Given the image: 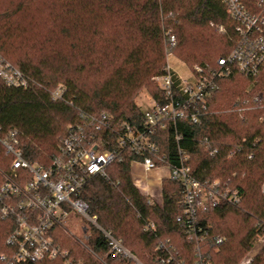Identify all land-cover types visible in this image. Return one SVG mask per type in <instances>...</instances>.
Masks as SVG:
<instances>
[{"label": "trees", "instance_id": "16d2710c", "mask_svg": "<svg viewBox=\"0 0 264 264\" xmlns=\"http://www.w3.org/2000/svg\"><path fill=\"white\" fill-rule=\"evenodd\" d=\"M241 1L252 13L260 12V0ZM236 26L222 0H0V53L31 80L27 88L0 81L1 135L15 132L23 156L49 167L60 140L90 126L101 112L111 115L115 126L128 122L140 128L145 113L136 98L146 89L162 101L155 77L169 54L211 72L239 41ZM171 34L176 42L170 48ZM218 83L198 122L182 119L176 129L153 135L172 163L182 148L197 178L240 191L239 202L225 201L198 214L208 229L199 249L177 221L185 209L180 183L164 179L163 203L151 204L133 180L130 157L110 164L81 191L98 223L146 264H154L155 246L167 240L182 264L200 258L205 264H239L264 236V66L256 76L233 71ZM59 84L65 86L63 99L53 100ZM109 135L104 150L116 146V135ZM12 158L0 142V184ZM150 224L154 228L146 229ZM15 226L0 217V257L14 252L8 238ZM57 235L83 264H131L105 257L108 244L99 231L90 240L92 250L65 229ZM0 264H5L1 258ZM18 264H64V258ZM249 264H264V247Z\"/></svg>", "mask_w": 264, "mask_h": 264}, {"label": "built area", "instance_id": "2783aa9c", "mask_svg": "<svg viewBox=\"0 0 264 264\" xmlns=\"http://www.w3.org/2000/svg\"><path fill=\"white\" fill-rule=\"evenodd\" d=\"M222 1L237 23L239 41L236 46L227 56L218 59V66L213 71L197 65L189 68L188 76L175 70L169 61V54L163 73L155 77L163 91L162 101L152 98L154 106L144 112L142 127L128 122L115 126L112 116L101 112L91 117L90 126L81 127L77 133L60 140L59 154L49 167L27 160L17 146L16 133L2 136L0 127V142L13 157L0 184V217L12 219L16 224L8 238L14 252L0 257L5 264L58 257L64 258V264H83L62 247L57 235L59 228L65 229L88 250H92L89 243L94 232L99 231L108 244L105 257L127 259L131 264H146L120 238L98 223L97 216L90 214L87 202L80 197L89 179L95 175H105L110 164L123 162L127 157H130L131 167L140 164L145 174L160 166L169 168L168 178L180 183L185 206L177 221L186 227L187 238L197 249L208 234L207 226L198 221V214L225 201L239 202V189L217 180L197 178L186 163L188 155L182 148H179V160L172 163L153 139L159 130L170 127L176 129L179 120L198 122L219 88L220 77L233 71L256 76L264 66V0L258 3L261 7L258 13L249 11L241 0ZM175 42V35H169L170 48ZM0 81L12 87L27 88L31 80L21 68L0 53ZM64 92L65 86L59 84L51 93L52 99L62 100ZM111 132L116 135V146L104 150L102 146L110 144ZM179 138L176 133V139ZM149 202L160 203L154 195L150 196ZM73 211L82 221L79 227L82 239L76 237L65 225ZM148 228H154V224L147 225ZM223 240V237H218L217 243ZM155 251L159 256L154 264L183 263L177 258V248L169 240L159 242ZM197 264H205V260L200 258Z\"/></svg>", "mask_w": 264, "mask_h": 264}, {"label": "rangeland", "instance_id": "374dc122", "mask_svg": "<svg viewBox=\"0 0 264 264\" xmlns=\"http://www.w3.org/2000/svg\"><path fill=\"white\" fill-rule=\"evenodd\" d=\"M169 61H170L171 65L175 68V70L179 74H181L183 76H188L190 74V71H189L190 67L187 66L184 62H182L178 58H176L175 56L170 55ZM136 101L144 112L151 110L154 106V101L146 89H143L138 94ZM155 170H156L157 174H163V173H166V171H169V168L164 165V166H160V167L156 168ZM142 174H144V173H142ZM141 181L145 184L147 182H150V183L154 182V180L152 181V179L148 178V176L146 177L145 175H144V177H142ZM214 181H216V180H214ZM263 189H264V185H263ZM160 195L161 196H156V197H157V201H159L160 204H162L163 200H164V198H163V187H162V191H161ZM81 223H82L81 219H79V217L76 215V213L74 211L69 214L68 218L65 221V225H66L67 229L72 231V233L76 237H78L79 239L83 238V235H82L80 228H79ZM263 247H264V236L261 237L260 240L254 246V248L241 259L239 264H248L253 258H255L257 256V254L263 249Z\"/></svg>", "mask_w": 264, "mask_h": 264}, {"label": "crops", "instance_id": "0c3cea01", "mask_svg": "<svg viewBox=\"0 0 264 264\" xmlns=\"http://www.w3.org/2000/svg\"><path fill=\"white\" fill-rule=\"evenodd\" d=\"M144 173L140 164H135L132 166V177L135 184L142 190L145 195H154L161 196L160 193L163 187L164 179H167L169 176V171L163 174H157L156 170L149 172L148 174ZM144 175L154 182H147L146 184L141 181ZM249 264V263H248Z\"/></svg>", "mask_w": 264, "mask_h": 264}]
</instances>
